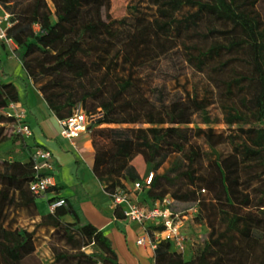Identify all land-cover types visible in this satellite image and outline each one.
Instances as JSON below:
<instances>
[{"label": "trees", "instance_id": "obj_1", "mask_svg": "<svg viewBox=\"0 0 264 264\" xmlns=\"http://www.w3.org/2000/svg\"><path fill=\"white\" fill-rule=\"evenodd\" d=\"M49 1L51 6L46 0H0L13 23L7 36L21 47L17 56L27 76L48 78L38 91L49 109L62 120L79 104L88 116H96V124L138 125L90 128L92 171L104 182V190L114 194L119 179L113 178L124 174L139 204L150 206L167 196V191L153 187V171L147 188L134 189L148 175L140 179L129 162L135 150H143L154 171L175 156L168 171L192 188L182 194L197 196L193 207L197 222L209 229L206 240L189 259L169 241L158 240L154 264H264V13L257 9L260 1L146 0L150 14L120 20L111 19L110 0ZM173 54L207 80L210 96L183 90L182 97L166 103L161 89L154 88L155 97L149 95L137 70ZM89 81L97 82L92 90L84 84ZM18 101L15 85H0V142L6 136L5 126L15 124V118L3 111ZM213 104L221 111L227 135L210 128L195 132L168 128ZM194 135L202 136L212 148L226 146L228 151L204 169L201 149L191 142ZM0 167V264H45L35 254V228L19 230L11 220L4 222L7 211H35L38 197L28 189L34 178L32 163L0 161ZM58 191L53 187L47 193ZM57 199L61 198L52 196L48 202ZM64 202L41 215L36 226L63 231L71 245L60 256L66 264H118L104 232L81 216L75 202ZM122 210L116 206L114 217L122 219ZM65 216L72 222H65ZM88 248L95 250L84 253Z\"/></svg>", "mask_w": 264, "mask_h": 264}, {"label": "rangeland", "instance_id": "obj_2", "mask_svg": "<svg viewBox=\"0 0 264 264\" xmlns=\"http://www.w3.org/2000/svg\"><path fill=\"white\" fill-rule=\"evenodd\" d=\"M20 0H11L16 2ZM258 10L264 13V0H259ZM46 2L51 6L50 1ZM6 10V9H5ZM150 9L147 7L146 0H110L109 13L111 19L120 20L125 17H133L140 14H150ZM37 32L38 27H34ZM15 45L19 50L17 44ZM138 76L141 77V84L149 92L150 96H156L155 89H161L163 92L164 101L166 103L173 99L183 96V90H187L191 93L197 92L198 96L211 95L212 88L207 80L200 74L194 72L191 68L187 67L181 59L173 54L171 56L161 58L158 62L142 67L137 70ZM48 78L41 75L32 78V83L36 89L44 84ZM74 84V83H73ZM86 88L92 90L96 87V83L85 82ZM79 87L78 84H74ZM83 85V84H82ZM80 85V86H82ZM79 104H76L74 109ZM138 125L127 126V125H106V124H90L89 128H135ZM142 127H146L143 125ZM6 136L3 141L0 142V161H29L31 153V143L25 138L17 135L12 125H6ZM171 129H188L195 132L197 129H212L215 133L225 132L227 135V127L222 121V114L218 105H210L207 109L192 115L191 118L180 121L178 124L168 126ZM191 142L197 144L202 152L203 156V168L207 166L212 160H217L219 156L225 154L228 151L226 146H218L216 148L210 147L202 136L194 135ZM175 156H171L158 170L154 171L152 163L149 162L150 158L143 150H135L134 155L131 158L129 164H131L139 178H143L149 175L151 171L154 173L153 187L155 190H165L168 192L167 197L172 200V209L176 213L186 215V219L183 220V227L181 229L185 239V252L184 258L189 259L198 247H200L204 240L208 236L209 229L204 222H197L196 213L190 211V209L197 203L196 195L182 194L192 190L188 186L186 180L176 177L173 173L169 172V168L174 165L172 161ZM178 162H181L179 160ZM175 162V165L179 163ZM1 169V167H0ZM113 179H119V188L114 190L115 193H122L128 191V198L131 200L133 192H131L130 183L124 174H120L118 177ZM111 179V180H113ZM104 182H102V185ZM38 198L35 201L34 210H18L9 214L6 213L5 224L11 220L12 227L21 229H27L31 231L35 228L34 234V245L36 256L45 264H66V261L60 256L65 252H69L71 245L67 244L63 231H53L45 227H37L36 224L39 219L36 220L34 214H39L37 209V203L40 202ZM43 201V200H42ZM45 202V201H44ZM149 206V203L145 204ZM187 209V210H186ZM9 214V215H8ZM149 226H156L155 224H146ZM95 249H85L84 253L90 254ZM60 258V260H58Z\"/></svg>", "mask_w": 264, "mask_h": 264}, {"label": "crops", "instance_id": "obj_3", "mask_svg": "<svg viewBox=\"0 0 264 264\" xmlns=\"http://www.w3.org/2000/svg\"><path fill=\"white\" fill-rule=\"evenodd\" d=\"M18 50L15 45L0 43V85H15L19 95L16 108L23 112L31 130V135L25 139L32 148L40 147L50 153L55 187L59 190L57 194L51 192L38 197L41 201L37 203L39 214L35 219L50 212L48 200L52 196L75 202L81 216L104 232L118 264H154L153 250L148 245L136 244L144 227L114 217L111 198L93 174L91 129L72 140L60 135L58 119L27 76L17 56ZM63 220L72 222L70 216Z\"/></svg>", "mask_w": 264, "mask_h": 264}, {"label": "built area", "instance_id": "obj_4", "mask_svg": "<svg viewBox=\"0 0 264 264\" xmlns=\"http://www.w3.org/2000/svg\"><path fill=\"white\" fill-rule=\"evenodd\" d=\"M10 18V14L0 4V43L14 44V41L7 36V30L13 24ZM3 113L15 118V124L12 127L17 135L22 138H27L31 135V130L24 121V114L16 108V103L9 104ZM95 121L96 116H88L80 106H77L70 117L58 120L60 135L72 140L79 134L86 132L89 129V125ZM50 159L51 156L47 150L40 147L32 148L30 161L34 170V178L29 183L28 189L36 197L45 195L49 189L55 187L54 169ZM151 179L152 173L144 180V184L136 183L134 189L140 192L143 188H147L150 185ZM109 197L111 198L113 209L116 206H122L124 219L136 222L144 227L143 235L136 239L137 245H148L154 250L156 241H169L178 252L184 255L185 239L181 229L186 215L172 211V200L169 197L166 196L150 206L139 204L136 195L130 200L128 194L123 192L109 194ZM64 204L63 199H57L50 202L48 208L50 211H53L55 208L63 206ZM190 211L194 213L196 212V208L192 207ZM148 223L155 224L160 229L150 231L145 227Z\"/></svg>", "mask_w": 264, "mask_h": 264}]
</instances>
